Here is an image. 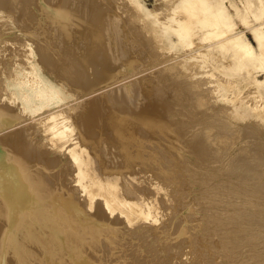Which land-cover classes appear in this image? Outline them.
<instances>
[{"label": "bare ground", "instance_id": "6f19581e", "mask_svg": "<svg viewBox=\"0 0 264 264\" xmlns=\"http://www.w3.org/2000/svg\"><path fill=\"white\" fill-rule=\"evenodd\" d=\"M23 1L0 0V6ZM73 1L41 0L54 9L49 15L55 22L49 29L34 31L46 41L48 31L60 34L44 44L35 43L30 35L28 38L30 54L39 62L57 64L51 66V79L40 90L48 89L53 98L50 105L60 103V107L37 118H21L33 110L28 105L35 101L38 88L26 89L28 80L19 60L11 58L10 64H0V85L14 91L9 100L5 93L0 94V264H154L158 252L172 260L189 259L194 244L201 245L202 251L195 252L199 258L192 264L260 262L264 242L258 238L252 241L246 231L247 225L256 222V212L227 208L215 212L208 199L212 193H200L197 178L192 183L184 177L187 193L180 195L174 174L184 176L185 171L177 161L166 164L159 149L166 114L143 98L130 102L124 110L109 103V96L131 94V81L141 83L147 78V73L140 71L122 77L134 67L137 56V49L128 47L131 40L127 43L130 38L126 37L123 13L116 11L122 17L113 24L108 19L115 9H108L112 2L107 1V7L105 0H80L78 8ZM225 1L161 0V10L148 14L176 37V46L191 48L214 40L212 57L206 46L189 54L188 61L209 78L213 93L220 92L223 101L257 115L264 124V22L250 26L246 18H263L264 0H241V8L229 3L232 11ZM21 15L18 13V18L22 19ZM235 18L251 32L255 45L244 31H235ZM34 20H30L31 26ZM64 55L68 61L62 63ZM255 73H262L263 78ZM116 86L119 89L115 90ZM65 87L73 95L68 101ZM16 99L27 111L12 113ZM102 140L106 142L104 151L97 149ZM146 142L154 143L149 147ZM244 157L236 156L234 166L227 163L228 171L247 168L242 163ZM63 161L73 167L67 177L59 173ZM44 163L48 171L57 167V174L50 171L49 179L44 177L46 172L38 176L43 168L35 165ZM238 184L227 187L239 188ZM221 194L215 196L221 204H235ZM249 197L247 193L243 205H248ZM91 210L95 212L91 214ZM196 222L200 230L194 229ZM92 249L98 256H93Z\"/></svg>", "mask_w": 264, "mask_h": 264}, {"label": "rangeland", "instance_id": "374dc122", "mask_svg": "<svg viewBox=\"0 0 264 264\" xmlns=\"http://www.w3.org/2000/svg\"><path fill=\"white\" fill-rule=\"evenodd\" d=\"M33 1L35 0L18 2L15 6L8 5L6 8L0 6V64L8 65L13 59L19 60V62H22L20 69L25 71L24 77L28 80L25 86L26 89L38 88V90L34 91L35 101L28 105L29 107L31 106L33 110L31 113H23L21 118L25 115H28L30 118H37L49 110L61 106L60 103L51 106L50 104L53 98H51V94L47 92L48 89L44 91L40 90L41 86L47 84L48 80L51 79V66H57V64L46 60L39 62L34 55L30 54V47L28 46L30 43L28 41L29 35L33 38L35 43L39 42L40 44H44L47 41L53 42V38L58 37L60 34L59 31L52 30L51 32L50 30L47 32L48 37L46 41L34 31V29H41L43 27L49 29L50 24L55 22L52 16L49 15L54 12V9H51V11L50 6L42 4L40 2L41 0L32 4ZM78 1L80 0H74L72 5H76L79 8ZM101 1L104 3V0ZM101 1L97 0V2ZM107 1L109 4L112 2L110 7H108L109 5L107 6ZM160 1L161 0H105V4L109 10H111V7L112 9L113 7L115 8L108 13L109 15L106 14V16H109L108 19H110L113 24L118 23L120 20L119 17L122 16H119L116 11L120 10L119 12L121 14L123 13V17L127 20L126 37L127 39L130 38L127 40V43H129L130 40L133 43L130 42L128 47L131 45V49H140L138 52L136 50V61L132 64L135 69L133 67L126 74L122 75L123 79L124 77L125 79L129 78V75L136 71L147 73L145 75L147 78L142 79L141 83L139 81H131V87L129 89L132 91L131 94L126 95L125 93H121L120 95L109 96V103L116 109L121 108L124 110L130 107V102L136 101L137 103L140 98L151 100L152 105L155 108H159L158 111L166 114L162 119L166 122V125L161 126V133L159 136L161 139L159 140L161 143L159 147L161 156L165 158L166 164H173V161H177L179 166H181V170L185 171L184 176H182L180 172L174 174L176 183L179 186L178 190L181 191L180 195L183 196L187 193L185 189L186 185H184V177L186 179H191L192 183H195L193 179L197 178L199 192L202 194L204 192L212 193L208 199L210 200L212 208L216 210L215 212L226 208L230 211L248 210L249 212H256V222L247 225L246 231L248 237L250 236L252 241H254L252 238H258L257 241L260 240L264 242V124L261 123L262 120L257 115L246 109L236 108L234 105L223 101L220 92L213 93L209 85V78L201 71L199 72V70L193 66V63L188 61L187 56L194 51L203 50L204 47L208 46L209 48L207 50L211 53L210 57H212L215 53L212 45L214 40L191 48L176 46V37L170 36L164 30L163 26L157 23L153 16L148 14L151 10L160 9ZM242 1L244 2L245 0ZM242 1L226 0L225 5L232 11L229 7V3H233L241 8ZM139 4H141L142 7L139 6ZM35 5L36 7H34ZM44 6H46V10H48L46 13L45 11H41L45 9ZM37 7H41V9ZM48 7L49 9H47ZM17 10H21L22 13ZM18 13L19 15L22 14V19L20 17L18 18ZM180 17L182 18L183 16L181 15ZM246 18L249 20L250 26L256 25L258 22H264V17L258 21L249 15ZM32 19L37 20H34V25L31 26L30 20ZM234 20L236 23L235 31H244L247 39L255 45L251 32L244 29L239 19L235 18ZM36 21L37 24H35ZM52 36L53 38H51ZM130 36H135V39ZM134 40L139 41L136 42ZM133 41L138 46L135 45ZM66 56L67 55H64L60 58L62 63L68 61ZM11 58L12 60H10ZM228 60L227 58V61ZM59 71L63 70L59 69ZM255 75L259 79L263 78L262 73H255ZM113 79L114 78L109 79L107 81L108 83L105 85H108ZM118 87L119 86H116L115 90L119 89ZM21 90L23 91V89ZM63 90L64 93L67 94L66 101L73 97L71 94L72 92L68 91L66 87L63 88ZM3 93L6 94L7 100L14 98L13 89H6V86L1 84L0 94ZM39 104H45V106L39 108ZM106 106H108V104ZM19 111H27V106H22L21 102L16 99L14 103H12V113L14 114V112ZM249 122L251 123L250 125ZM22 127L23 126H21V128ZM245 130L247 132L251 131V133L247 134ZM30 131H32V129H30ZM152 143L148 144L149 147L152 146ZM28 147L30 148L31 145ZM31 148L33 149L34 147ZM31 148L30 150H32ZM105 148L106 142L102 140L97 149L104 151ZM44 151H46V149H44ZM110 151L111 150H109V152ZM114 152L115 150H113V153ZM201 154L203 156H200ZM238 155H245L243 159L245 162L243 161L242 163H244V167L247 168H242L243 170L238 172L228 171V166L230 164L234 166L236 156ZM111 159L117 160L115 157H111ZM159 162L162 161L160 160ZM227 163H229V165ZM41 165L42 164H36L35 166H37L36 168H40V170L41 168L44 170L47 168L45 163L42 165L43 167H41ZM153 166L155 167L156 163L155 165L153 164ZM72 168L71 164L64 162L62 167L59 166V173L67 177L72 173ZM42 170V173L46 172L45 175L43 173L38 176L43 177L44 175V177H46L47 175L48 179L51 174H57L58 172L57 167L49 169L52 173L48 170ZM209 178H212V180ZM236 182H239V188L236 186L233 187V189H228V184H235ZM206 186H210V188ZM230 191L240 195L229 196L228 192ZM220 192L222 193L220 195L221 198L228 202L232 201L235 204L232 206L221 204V200L215 199V196ZM247 193H250V197L248 198L249 202L248 205H243L242 203H244V200L246 201ZM252 193L255 196L251 197ZM252 202H255L256 205L254 206ZM197 209L198 207L193 210L191 209L188 215ZM93 210L89 212L93 214L95 212ZM196 223L194 229L197 230L199 223ZM126 229L128 228L126 227ZM198 230H200V228ZM87 245L90 244L86 243V246ZM91 246L94 248L93 243ZM91 246H88V251H90ZM194 246V253L193 249H191L190 257L188 256L189 259L192 258L190 261L189 259H184L185 261H182L184 257H178V259L172 260L167 257L165 252H158L159 255H156L159 258L156 255L157 258L154 256V264L160 263V259H162V263L160 264H180V262H182V264L184 262V264H188V261L189 264H192L191 262L196 263L199 255H197L198 252L197 254H195V252L202 246L199 245V248L196 247L198 246L196 244H194ZM200 250L202 251V249ZM261 252H263V250L259 251V254ZM91 253H93V249ZM98 254L99 253L96 254L95 252L93 256L96 257ZM192 255L193 257H191ZM164 258L165 260H163ZM168 260L169 263H167ZM177 260L179 261L176 262ZM251 263L252 261H250V264ZM256 263L264 264V256L260 262L255 261L253 264Z\"/></svg>", "mask_w": 264, "mask_h": 264}]
</instances>
